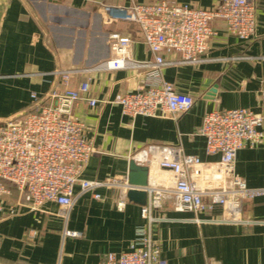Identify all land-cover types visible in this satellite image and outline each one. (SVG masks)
Returning <instances> with one entry per match:
<instances>
[{
    "label": "crops",
    "instance_id": "0c3cea01",
    "mask_svg": "<svg viewBox=\"0 0 264 264\" xmlns=\"http://www.w3.org/2000/svg\"><path fill=\"white\" fill-rule=\"evenodd\" d=\"M154 1L158 0H0V119L34 109L39 102L55 103V90L77 87L88 78V96L98 99L97 103L80 100L72 108L95 147L83 178L125 177L130 160L151 144H180L205 164L218 161L220 154H208L206 139L198 133L205 113L263 107L264 0H256L254 38L240 39L217 17L201 62H177L178 52H163L174 61L164 67V78L195 99L189 111L131 117L122 112L117 98L139 86L143 69L97 65L112 55V31L132 37L134 59H153L154 55L135 22H106L102 6ZM170 1L215 9L224 0ZM58 70L74 71L69 82ZM234 170L249 186L264 185V143L240 149ZM163 175L156 165L149 179ZM7 185L10 192L5 200L15 205L16 212L0 211V264H99L106 253L126 250L137 226L144 222L141 204L128 199L125 184L99 189L101 198L92 191H80L78 185L77 200L67 215L51 201L34 209L28 193ZM123 197L126 205L120 209L117 204ZM157 213L164 219L156 226L155 236L168 264H206L211 257L222 264H264V197L244 202L243 217L251 220L246 223L211 220L221 216L219 205L195 213L176 210L167 201ZM65 228L81 235H64Z\"/></svg>",
    "mask_w": 264,
    "mask_h": 264
},
{
    "label": "built area",
    "instance_id": "2783aa9c",
    "mask_svg": "<svg viewBox=\"0 0 264 264\" xmlns=\"http://www.w3.org/2000/svg\"><path fill=\"white\" fill-rule=\"evenodd\" d=\"M106 22H135L143 42L153 53V59L137 60L131 55L133 39L121 31L109 34L112 55L97 66L106 69L142 68L139 86L128 89L117 98L122 112L131 117L176 116L189 111L195 99L180 92L163 76L164 67L174 62L163 52L180 54L177 62L199 63L204 60L209 38L215 32L212 21L221 17L230 33L250 40L257 34L256 0H224L215 8H199L190 3L170 0L136 2L130 5H103ZM73 70H58L67 83ZM74 72V71H73ZM90 79L77 87L54 91L55 103L39 102L34 109L20 115L0 119V211L16 212L5 196L12 183L21 193H28L30 206L42 208L49 201L59 204L67 215L80 191H92L96 198L103 187L126 185L145 189L147 202L141 205L144 222L136 228L129 247L121 252H108L99 264H168L155 236V228L164 217L157 212L167 201L176 210L195 213L222 207L215 221L251 222L243 217L246 200L264 197V185L249 186L234 170L240 149L264 143V101L260 111L247 107L214 109L204 115L198 133L206 139V152L220 154L209 164L195 154L186 153L180 144H151L135 158L149 165V178L154 167L164 171L160 179H149L146 186L129 184L128 175L105 179L83 178V170L95 151L86 135L84 122L72 113L80 100L95 105L98 99L89 97ZM32 96L37 99L38 95ZM264 100V90L262 91ZM122 209L126 197L118 201ZM201 220L200 218H195ZM64 235L79 236L80 231L65 228ZM206 264H222L214 257Z\"/></svg>",
    "mask_w": 264,
    "mask_h": 264
},
{
    "label": "water",
    "instance_id": "95a60500",
    "mask_svg": "<svg viewBox=\"0 0 264 264\" xmlns=\"http://www.w3.org/2000/svg\"><path fill=\"white\" fill-rule=\"evenodd\" d=\"M149 180V165L132 158L129 162L128 182L134 186H146ZM128 199L141 205L146 204L148 194L145 189L131 187L127 191Z\"/></svg>",
    "mask_w": 264,
    "mask_h": 264
}]
</instances>
